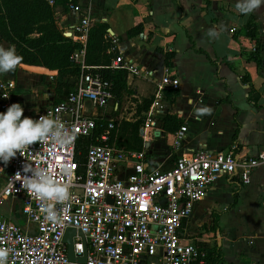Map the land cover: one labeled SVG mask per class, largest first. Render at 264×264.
Wrapping results in <instances>:
<instances>
[{"label": "built area", "instance_id": "obj_1", "mask_svg": "<svg viewBox=\"0 0 264 264\" xmlns=\"http://www.w3.org/2000/svg\"><path fill=\"white\" fill-rule=\"evenodd\" d=\"M66 10L76 15V21L62 33L78 43L70 58L79 71L69 77L72 86L67 91L61 95L54 93L55 100L24 116L38 119L48 114L73 137L64 146L52 142L33 144L29 151L17 153L6 166L0 163L3 175L0 205L14 198L24 222L22 225L0 212V249L8 253L5 264H207L205 247L187 238L190 233L182 230V221L217 177L234 176L247 183L251 171L264 165V144L254 154H240L233 142L214 150L179 149L186 131V125L180 124L166 141L171 154L169 164L158 162L159 157L149 143L159 136L157 121L167 111L162 102L163 90H175L178 76L164 67V72L155 79L148 108L124 116L109 83L94 65L84 62L87 30L92 24L88 6L69 1ZM107 37L110 45L106 50L110 51L115 38L109 33ZM109 65L124 66L141 74L119 51L111 57ZM142 74L153 78L151 69H144ZM49 77L57 80L56 71ZM13 103H16L14 81L0 77V112ZM106 105L113 109L110 114L102 110ZM140 116L137 134L142 139L141 147L132 149L116 144L121 120ZM96 119L106 121L95 136L97 141L79 145V138L94 133ZM78 158L81 171L77 169ZM26 162L34 166L38 163L58 183L69 185V200L55 205L58 222L47 218L36 196L21 189L15 174L23 175ZM66 227L75 229L70 236L75 257L83 252L77 230L82 232L86 245L83 261L67 257L66 243L62 240Z\"/></svg>", "mask_w": 264, "mask_h": 264}, {"label": "crops", "instance_id": "obj_2", "mask_svg": "<svg viewBox=\"0 0 264 264\" xmlns=\"http://www.w3.org/2000/svg\"><path fill=\"white\" fill-rule=\"evenodd\" d=\"M76 1L88 6L92 22L106 21L111 29L107 32L118 37L113 43L117 51L129 58L141 75L144 69L152 70L153 78L143 76L154 86L164 67L178 76L172 99L163 97L162 102L166 113L186 125L179 149L214 150L233 142L240 154H254L264 144V6L242 15L236 11L238 0ZM250 16L255 18L259 41L258 64L246 57L254 47L253 39L244 32ZM55 18L61 31L76 21V15L66 9L56 12ZM138 22L141 30L127 35L126 30ZM0 44L9 46L1 37ZM164 52H171L168 65ZM55 71L21 63L12 75L0 77L14 81L16 103L29 114L55 99L54 93L65 92L63 87L62 93L54 90L55 75L49 74ZM170 91L163 90V94ZM160 123L159 119V136L149 146L158 162L168 165L171 154L166 141L171 139V131L162 129ZM0 176L2 182L1 171ZM232 190L237 193L234 200ZM11 200L2 202L0 212L24 225L18 204L15 202L13 212ZM213 212L215 231L210 227ZM182 226L190 233L187 238L204 247L219 240L220 264H264V165L251 171L247 183L234 176L217 177Z\"/></svg>", "mask_w": 264, "mask_h": 264}, {"label": "trees", "instance_id": "obj_3", "mask_svg": "<svg viewBox=\"0 0 264 264\" xmlns=\"http://www.w3.org/2000/svg\"><path fill=\"white\" fill-rule=\"evenodd\" d=\"M69 1L76 0H52L51 3L47 0H0V37L15 47L16 53L22 57V63L55 69L57 74L54 84L55 91H59L61 87L63 91H67L72 86V82L68 80L69 77L76 75L79 71L78 66L70 58L71 51L78 43L65 36L55 21V13L65 10ZM107 26L106 21L99 19L89 26L85 41L84 62L95 66V70L109 83L110 91L117 99L123 94L132 95L134 99H137L134 113L138 114L148 108L155 86L143 75L130 72L124 66L111 67L109 65L117 49L113 46L110 51L106 50L110 45ZM140 30L141 23L138 22L128 28L126 34L131 35ZM244 32L254 41L253 50L247 53L246 57L258 64L260 61L259 41L254 16H250L244 24ZM194 49L202 51L197 47ZM170 54L171 52H164V62L167 65ZM128 74H130L129 80ZM243 80L246 78L243 77ZM173 93L174 91H170V94H163V96L172 99ZM160 120V125L165 131H173L181 124V119L171 113H165ZM105 123L104 119H96L94 133L91 136L79 138L78 144L96 142L95 136ZM140 123L141 116L134 120L122 119L118 124L116 144L132 149L140 148L142 139L137 134V127ZM235 129L232 136L235 134ZM82 149L81 147V152ZM80 161L81 159L78 158L77 169L79 171L82 170ZM231 195L234 200L237 195L236 191L232 190ZM210 227L215 231L214 212L211 216ZM204 259L207 264H220L222 259L220 246L214 243L211 247H205Z\"/></svg>", "mask_w": 264, "mask_h": 264}, {"label": "clouds", "instance_id": "obj_4", "mask_svg": "<svg viewBox=\"0 0 264 264\" xmlns=\"http://www.w3.org/2000/svg\"><path fill=\"white\" fill-rule=\"evenodd\" d=\"M264 6V0H238L236 11L248 15ZM214 34V33H213ZM22 57L16 53L13 45L7 48L0 44V76L17 70ZM202 111L207 112V109ZM73 134L62 127L50 115H41L38 119L24 116V110L18 103L11 104L6 111L0 112V163L5 166L17 156L29 151L36 143L52 142L67 145ZM20 172L15 174L21 189L38 198L41 207L50 221L58 222L60 217L56 204H64L70 198L69 185L58 183L51 173L37 163L35 166L25 163ZM67 175V169H65ZM7 251L0 249V264H5Z\"/></svg>", "mask_w": 264, "mask_h": 264}, {"label": "water", "instance_id": "obj_5", "mask_svg": "<svg viewBox=\"0 0 264 264\" xmlns=\"http://www.w3.org/2000/svg\"><path fill=\"white\" fill-rule=\"evenodd\" d=\"M106 30L111 33V29L109 27H107ZM14 204H15V199L12 198L11 205H12L13 212H14ZM73 233H75V229L73 227H66L62 235V240L66 243V255L69 259H76L79 261H83L85 258V253H86V245H85L83 234L80 230H77V233L81 236L83 252L80 256L75 257L72 252L71 237H70L71 234ZM217 243L219 244V240Z\"/></svg>", "mask_w": 264, "mask_h": 264}, {"label": "rangeland", "instance_id": "obj_6", "mask_svg": "<svg viewBox=\"0 0 264 264\" xmlns=\"http://www.w3.org/2000/svg\"><path fill=\"white\" fill-rule=\"evenodd\" d=\"M13 73V72H12ZM11 73V75H12ZM25 73H28V72H25ZM30 74L31 76L33 77H39L38 74H33V73H28ZM43 76V75H42ZM46 76V75H45ZM46 78H48V76H46ZM56 83V82H55ZM54 83V84H55ZM53 84V83H52ZM59 93H62L60 90L58 91ZM119 105H120V110L123 111V115L125 116H128L130 115L132 112H135V106H136V103H137V99H134L132 95H128V94H123L119 99ZM119 109V108H118ZM102 110L107 113V114H110L113 109H111L110 106L106 105L105 107L102 108ZM1 178V176H0ZM215 240V238H214Z\"/></svg>", "mask_w": 264, "mask_h": 264}]
</instances>
